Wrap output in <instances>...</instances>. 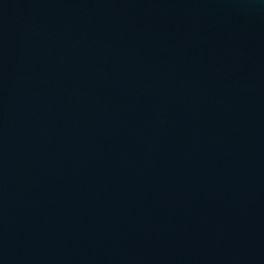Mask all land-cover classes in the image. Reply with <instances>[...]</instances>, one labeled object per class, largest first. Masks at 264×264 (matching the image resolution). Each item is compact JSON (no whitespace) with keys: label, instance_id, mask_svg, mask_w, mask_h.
Listing matches in <instances>:
<instances>
[{"label":"water","instance_id":"water-1","mask_svg":"<svg viewBox=\"0 0 264 264\" xmlns=\"http://www.w3.org/2000/svg\"><path fill=\"white\" fill-rule=\"evenodd\" d=\"M0 264H264V0H0Z\"/></svg>","mask_w":264,"mask_h":264}]
</instances>
